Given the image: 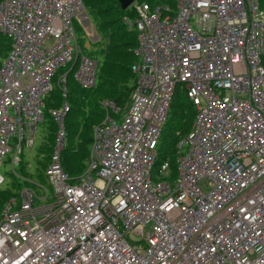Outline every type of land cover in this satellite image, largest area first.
<instances>
[{"label": "built area", "instance_id": "built-area-1", "mask_svg": "<svg viewBox=\"0 0 264 264\" xmlns=\"http://www.w3.org/2000/svg\"><path fill=\"white\" fill-rule=\"evenodd\" d=\"M130 8L128 103L99 102L87 169L71 179L61 167L67 73L59 78L64 102L48 110L57 127L51 194L23 187L3 205L0 264H264V11L258 0ZM84 12L82 0L0 2V35L11 40L0 63V167L12 143L16 165L34 145L58 70L76 63L77 85L95 86L97 62L80 55L73 30ZM176 85L196 115L171 179L168 161L155 165Z\"/></svg>", "mask_w": 264, "mask_h": 264}, {"label": "trees", "instance_id": "trees-1", "mask_svg": "<svg viewBox=\"0 0 264 264\" xmlns=\"http://www.w3.org/2000/svg\"><path fill=\"white\" fill-rule=\"evenodd\" d=\"M82 1L88 17L92 22L96 23V34L98 33L97 37H99V41L101 39L105 40L106 44H104L103 49L97 50L96 54L84 51L86 48H82L84 40L81 36L87 35L86 30L81 23L78 24L77 21H73V30L74 24L77 23L74 34L76 39L78 37L80 54L89 60L97 62L96 70L98 72L96 79L98 78L99 82L96 88H94L95 86L88 90L80 88L73 78L70 77L71 75L74 76L76 63H71L65 68L58 70V73L60 72L61 75L67 73L66 102L69 104V112L66 114L64 121L67 141L61 152V167L71 179L80 177L87 168L92 141V129L101 122L103 117L102 110H99L101 109L99 102L103 99H108L124 107L128 103L136 80L135 75L131 71V66L136 61L133 50L137 46V32L134 28H129L123 22L124 17L134 19L132 8L125 11L121 10L117 0ZM136 1L137 3L148 4L151 7L169 6L171 9H174L176 3V0ZM258 3L259 8L264 11V0H258ZM10 49L11 40L4 35H0V58H6ZM261 64L264 68V53L261 57ZM63 102L64 99L61 98L60 90L57 88L53 89L45 101L44 117L46 113L48 116L45 124L48 143L45 151L46 162L38 169L40 180L43 176L46 177L45 172L50 164L57 130L56 124L48 114V110L58 109ZM169 111L173 113V117L170 120H166L161 130L157 147L158 160L155 165V172L158 171L164 161H168L170 165V177L174 179L177 173L176 144L182 136L188 133L196 115V111L188 100L185 91L179 85H176L174 89ZM28 186V182L23 179V183L18 184L15 189L0 190V211L10 198L17 197L21 188Z\"/></svg>", "mask_w": 264, "mask_h": 264}, {"label": "rangeland", "instance_id": "rangeland-1", "mask_svg": "<svg viewBox=\"0 0 264 264\" xmlns=\"http://www.w3.org/2000/svg\"><path fill=\"white\" fill-rule=\"evenodd\" d=\"M74 21H77L78 24H82L86 30V36L83 35L81 36L84 40V46L82 45V48L84 47V51L86 52H92L93 54H96L97 50L103 49L104 44H106L105 40H100L99 37H97L96 34V23L88 17L87 11L84 12L80 17H76ZM77 23L74 24V30L77 28ZM77 34V31H76ZM78 39V37H77ZM76 39V44L80 50L78 40ZM99 41V42H98ZM98 42V43H97ZM96 43V44H95ZM79 44V45H78ZM82 55V54H80ZM4 57L0 58V63L4 60ZM98 68H99V63H98ZM97 70H96V75H97ZM63 76L60 74H56L55 79L53 81V88H57V82L59 78ZM73 78L75 81L74 76H70ZM99 82V79H96V84L95 87H97V84ZM59 90V89H58ZM126 106V105H125ZM101 110V109H99ZM45 111V110H44ZM167 115V120H170L171 117H173V113L168 111ZM48 120V116L45 113L44 120L38 124L37 126V131H36V138L34 141V145L31 148H27L25 145H23V148L21 150V154L18 155L20 159V165H16L12 163L13 157L16 154V145L15 143L11 144L12 151L10 153H7L3 158H2V164L0 167V173L1 175L5 178V181L3 184L0 185V190L1 191H6V190H12L15 189V187L23 183V179L28 182L29 186L28 187H33L34 191L36 192V196L40 199H42L45 195L44 190L39 189L37 185L47 189L49 191V194H51V190L46 184V177H42L40 180L38 177V169L40 166H42L45 162V151L47 149V143H48V136L46 135V122ZM165 129V128H164ZM56 138V136H55ZM67 141V138H66ZM76 141V140H75ZM64 149V148H63ZM182 153L186 154L187 153V148L182 149ZM12 163V164H11ZM87 169V168H86ZM86 171V170H85ZM84 171V172H85ZM23 176V177H22ZM25 176V177H24ZM34 184V186H33ZM22 189V188H21ZM46 204V200H36L35 206L37 205H44Z\"/></svg>", "mask_w": 264, "mask_h": 264}, {"label": "water", "instance_id": "water-1", "mask_svg": "<svg viewBox=\"0 0 264 264\" xmlns=\"http://www.w3.org/2000/svg\"><path fill=\"white\" fill-rule=\"evenodd\" d=\"M136 0H117L121 10H128Z\"/></svg>", "mask_w": 264, "mask_h": 264}]
</instances>
